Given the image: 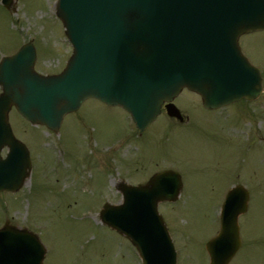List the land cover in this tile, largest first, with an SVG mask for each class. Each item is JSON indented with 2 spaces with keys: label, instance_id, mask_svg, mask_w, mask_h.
<instances>
[{
  "label": "rangeland",
  "instance_id": "1",
  "mask_svg": "<svg viewBox=\"0 0 264 264\" xmlns=\"http://www.w3.org/2000/svg\"><path fill=\"white\" fill-rule=\"evenodd\" d=\"M52 2L15 0L12 14L0 4V56L33 39L37 70L63 67L70 48ZM240 43L264 73V32L245 36ZM194 100L188 91L174 100L191 117L186 128L163 117L139 140L129 137V118L122 109L91 99L77 115L66 116L59 134L52 137L11 110L14 132L31 148L36 167L31 187L27 183L15 194H0V226L6 215L35 231L42 224L39 235L48 250L44 264H139L134 249L125 248L121 238L95 217L111 192L114 175L136 182L147 176L143 166L173 167L182 176V192L175 202L160 204L159 210L172 227L168 226L178 230L176 264H207L204 243L218 229L229 181L238 180L250 197L238 220L242 246L230 264H264V96L250 105L236 102L222 110H206ZM52 140L60 143L63 154L42 163L41 156L49 158L52 152ZM50 171L56 175L51 177Z\"/></svg>",
  "mask_w": 264,
  "mask_h": 264
},
{
  "label": "water",
  "instance_id": "2",
  "mask_svg": "<svg viewBox=\"0 0 264 264\" xmlns=\"http://www.w3.org/2000/svg\"><path fill=\"white\" fill-rule=\"evenodd\" d=\"M1 2L12 9L13 0ZM57 14L73 45L60 75L35 73L30 44L0 61V151L9 148L0 155V191L19 189L30 170L28 151L8 123L12 105L32 124L56 129L64 114L93 96L126 109L142 131L183 87L198 92L207 107L251 99L261 90L260 74L241 55L238 38L264 28V0H58ZM166 108L177 115L171 103ZM148 185L139 191L151 198L126 195L119 207L105 204L100 217L131 238L143 264H175L157 204L177 197L180 178L165 171ZM246 201L241 186L228 191L220 231L205 244L209 264H228L239 248L237 217ZM37 242L28 230L5 223L0 264H40Z\"/></svg>",
  "mask_w": 264,
  "mask_h": 264
},
{
  "label": "flooded vegetation",
  "instance_id": "3",
  "mask_svg": "<svg viewBox=\"0 0 264 264\" xmlns=\"http://www.w3.org/2000/svg\"><path fill=\"white\" fill-rule=\"evenodd\" d=\"M140 182H141V181H136V182H135V181H133L132 183H134V184H135V183H140ZM114 191H115V193H116V195H117V196H119V195H120V192H119V190H117V189H114ZM116 234H117V233H116ZM117 235H118V236L121 238V241H122V242H124V244H127V243H129V242H128V240H127L125 237H123V236H122V235H120V234H117Z\"/></svg>",
  "mask_w": 264,
  "mask_h": 264
}]
</instances>
